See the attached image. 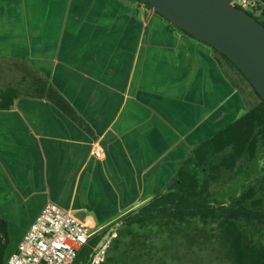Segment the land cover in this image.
<instances>
[{"label": "crops", "instance_id": "1", "mask_svg": "<svg viewBox=\"0 0 264 264\" xmlns=\"http://www.w3.org/2000/svg\"><path fill=\"white\" fill-rule=\"evenodd\" d=\"M5 90L7 256L47 203L93 234L108 228L109 248L120 219L168 190L193 147L259 101L211 46L138 0H0Z\"/></svg>", "mask_w": 264, "mask_h": 264}, {"label": "trees", "instance_id": "2", "mask_svg": "<svg viewBox=\"0 0 264 264\" xmlns=\"http://www.w3.org/2000/svg\"><path fill=\"white\" fill-rule=\"evenodd\" d=\"M138 1L149 8L145 0ZM252 1L255 4L247 13L264 25V0ZM214 50L247 81L259 101L236 121L193 147L168 190L120 219L119 234L111 240L105 264H127L128 259L149 264L144 260L149 259V236L161 232L187 238L189 233L180 227L197 221L214 232L229 264H264V176L255 177L250 171V165L264 154V101L236 65ZM13 94L11 90L0 93V108L13 105ZM243 182L246 185L239 190ZM108 233V228L94 233L73 264H89ZM201 233L199 237L203 238ZM141 234L145 238L139 241ZM199 237L193 243L198 247L195 243ZM209 237L213 235L206 233ZM10 244L9 226L0 213V264L5 263ZM118 250L123 256L116 254Z\"/></svg>", "mask_w": 264, "mask_h": 264}, {"label": "water", "instance_id": "3", "mask_svg": "<svg viewBox=\"0 0 264 264\" xmlns=\"http://www.w3.org/2000/svg\"><path fill=\"white\" fill-rule=\"evenodd\" d=\"M145 2L172 25L226 56L264 101V25L255 17L234 6L233 0Z\"/></svg>", "mask_w": 264, "mask_h": 264}, {"label": "built area", "instance_id": "4", "mask_svg": "<svg viewBox=\"0 0 264 264\" xmlns=\"http://www.w3.org/2000/svg\"><path fill=\"white\" fill-rule=\"evenodd\" d=\"M232 4L246 10L255 3L252 0H233ZM94 155L101 158L103 151L96 148ZM92 235L91 227L75 214L54 203H47L4 264H73ZM107 250L108 243L100 245L89 264H103Z\"/></svg>", "mask_w": 264, "mask_h": 264}, {"label": "rangeland", "instance_id": "5", "mask_svg": "<svg viewBox=\"0 0 264 264\" xmlns=\"http://www.w3.org/2000/svg\"><path fill=\"white\" fill-rule=\"evenodd\" d=\"M245 11L249 12L250 10L246 9ZM254 97L256 100L258 99L256 95ZM262 156H259V158L250 165V171L255 177L264 176V171L262 170L264 166V154ZM239 181H241V179ZM241 182H239V184ZM236 183L234 185L235 187ZM245 183L246 182H243L240 185L239 190L246 185ZM180 228L187 230V233H189L187 238L184 236L179 238L175 235L167 236L161 232L158 235L153 234V236H149V259L147 260V258H145L144 260L149 264H229V261L223 255L224 253H222L223 251L219 248L218 240L214 237V232L211 233L208 226L197 221L190 226L185 225V227L182 226ZM200 231L202 232L203 238L199 237ZM205 232L208 233V235H213V237H209V239L206 238ZM198 237L199 241L195 244L200 245L199 247L193 244ZM143 238H145L144 235H139V241L143 240ZM127 264L137 263L128 259Z\"/></svg>", "mask_w": 264, "mask_h": 264}]
</instances>
